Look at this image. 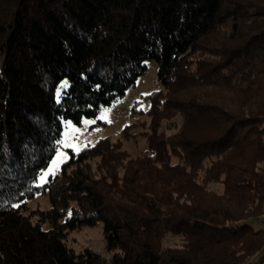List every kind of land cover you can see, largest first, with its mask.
Segmentation results:
<instances>
[{"label": "trees", "instance_id": "obj_1", "mask_svg": "<svg viewBox=\"0 0 264 264\" xmlns=\"http://www.w3.org/2000/svg\"><path fill=\"white\" fill-rule=\"evenodd\" d=\"M147 60L146 147L126 125L40 180ZM263 217L264 0H0V264H264ZM99 220L105 254L67 244Z\"/></svg>", "mask_w": 264, "mask_h": 264}, {"label": "rangeland", "instance_id": "obj_2", "mask_svg": "<svg viewBox=\"0 0 264 264\" xmlns=\"http://www.w3.org/2000/svg\"><path fill=\"white\" fill-rule=\"evenodd\" d=\"M156 70V62L154 60H147V71L145 74L139 77L135 85L130 87L121 99L114 102L111 106L102 109L97 118H85L80 125H75L69 120L64 121L60 146L50 166L41 174L40 180H42L41 177L45 178L47 176L44 175L45 172L53 173L58 170L60 162L67 156L66 148L77 151L81 147L92 144L98 138L104 136L117 139L121 136V131L126 125L133 124L128 131V137L123 140V146L131 156L139 154L146 147L141 132L148 121V117L144 111L149 105L148 100L142 99V96L161 88V84L156 78ZM66 85V81L61 83L63 87ZM137 100H141L137 105V108L141 111L132 113L131 108ZM98 119L103 121V123L97 122ZM209 187L216 192H221L222 190L218 184L210 185ZM28 205L30 207L46 209L49 207V201L46 195H36L29 200ZM256 225H260V222H256ZM178 240V236H169L165 244L174 245ZM67 244L74 251H79L84 247H91L95 251L105 254L102 222L99 220L93 226H82L77 230L69 232Z\"/></svg>", "mask_w": 264, "mask_h": 264}, {"label": "snow or ice", "instance_id": "obj_3", "mask_svg": "<svg viewBox=\"0 0 264 264\" xmlns=\"http://www.w3.org/2000/svg\"><path fill=\"white\" fill-rule=\"evenodd\" d=\"M63 87V86H62ZM58 95H60L59 93H58ZM45 176L46 175H48V173L47 172H45V174H44ZM41 179H43V177H41ZM17 205H13V207H16Z\"/></svg>", "mask_w": 264, "mask_h": 264}]
</instances>
